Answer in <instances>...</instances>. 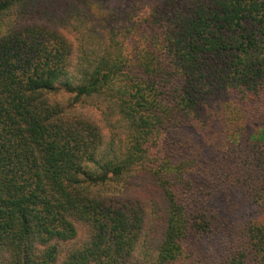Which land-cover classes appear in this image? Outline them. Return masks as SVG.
Masks as SVG:
<instances>
[{
  "label": "trees",
  "instance_id": "trees-1",
  "mask_svg": "<svg viewBox=\"0 0 264 264\" xmlns=\"http://www.w3.org/2000/svg\"><path fill=\"white\" fill-rule=\"evenodd\" d=\"M263 120L264 0H0V264H264Z\"/></svg>",
  "mask_w": 264,
  "mask_h": 264
},
{
  "label": "rangeland",
  "instance_id": "rangeland-1",
  "mask_svg": "<svg viewBox=\"0 0 264 264\" xmlns=\"http://www.w3.org/2000/svg\"><path fill=\"white\" fill-rule=\"evenodd\" d=\"M159 0H152V2H157ZM162 1V0H160ZM129 11V10H128ZM259 126V125H257ZM264 126V120L261 122V127ZM246 130L252 131L257 130L258 127L253 128L250 125H246ZM232 199L233 202H238L240 199L238 197L234 198H226V202L228 203ZM223 206V211H227V213H230L233 220L232 221H238L239 223L246 222V221H254L258 224H264V210H261L260 208L256 206H252L247 203L239 204L237 207L239 208H231L228 211V207H224L225 205H219ZM218 206V207H219ZM228 239L223 235V233H218V236L215 238H212L210 241H204L201 243V251L204 255H207L208 258L211 261H214L213 258L216 260H220L226 255V246Z\"/></svg>",
  "mask_w": 264,
  "mask_h": 264
}]
</instances>
